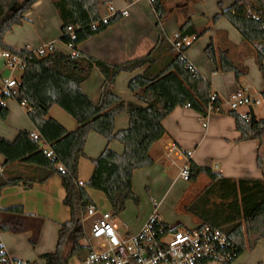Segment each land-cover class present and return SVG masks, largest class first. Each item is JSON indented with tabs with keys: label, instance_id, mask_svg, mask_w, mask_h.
Listing matches in <instances>:
<instances>
[{
	"label": "trees",
	"instance_id": "obj_1",
	"mask_svg": "<svg viewBox=\"0 0 264 264\" xmlns=\"http://www.w3.org/2000/svg\"><path fill=\"white\" fill-rule=\"evenodd\" d=\"M39 1L0 0V49L21 57L24 66L18 89L3 95L2 99L6 102L12 98L26 106L27 115L37 130V135L27 130L19 131L12 142L0 136V156L4 158L0 198L9 187L32 188L54 176L61 178L66 192L63 204L69 209L70 219L60 227L56 251L41 257L44 264H72L74 259L87 253L81 243L85 237L81 218L90 206H95L88 190L105 195L115 218L125 212L128 203L139 205L140 199L133 190L134 173L155 165L150 150L166 135L163 122L175 109H192L204 120L210 114L229 116L235 121L241 142L258 141L259 150L262 147L264 119L252 125L250 117L244 118L233 109L226 111L211 84L185 58L190 46L185 41L201 38L210 31L209 28L199 32L189 19L180 26L178 37L171 42L163 27L167 19L164 4L162 0H150L157 15V45L144 57L111 65L77 49L83 42L118 24L124 15L117 13L105 20L99 11V0H53L62 20L61 41L77 53L65 55L57 50L36 53L29 49L16 51L7 46L5 36L23 23L25 14ZM222 19L240 33L245 43L253 46L256 62L264 72V0H234L228 8L220 3L219 13L211 23L216 24ZM205 55L217 73H234L237 79L248 74L247 67L218 51L213 42L205 49ZM93 69H98L104 78L97 104L82 89ZM139 70L144 72L128 85L137 102L125 103L115 93L117 78L123 73ZM54 106L76 120V131L69 132L48 118ZM124 112L128 114L129 127L117 132L115 120ZM9 113L2 105L0 119L6 121ZM91 133L99 134L108 143L120 142L124 153L120 155L106 147L92 160V177L82 184L79 163L86 157L85 147ZM257 163L263 172L262 179L233 180L188 161V181L196 184L204 175L210 183L186 205L185 210L198 224L224 228L235 250L228 264H235L245 252L254 251L264 239V158L260 153ZM0 212L24 213L21 206L0 209ZM160 225L167 231L184 228L180 224L170 226L161 222ZM155 227L159 225L155 224Z\"/></svg>",
	"mask_w": 264,
	"mask_h": 264
},
{
	"label": "crops",
	"instance_id": "obj_2",
	"mask_svg": "<svg viewBox=\"0 0 264 264\" xmlns=\"http://www.w3.org/2000/svg\"><path fill=\"white\" fill-rule=\"evenodd\" d=\"M202 1L162 0L167 11L164 30L173 42L179 35L180 26L189 19H192L199 32L209 28L210 31L201 38L195 40L192 37L185 41L190 45L185 58L211 84L213 92L222 99L226 111L232 110L228 103L236 95L250 98L251 103L237 104L234 110L244 118L251 117L252 102L256 105L261 104L259 100H251L252 81H248L254 78L255 83H258L261 71L256 62L255 50L253 46L244 42L241 35L239 37L235 34L231 29L234 27L227 20L211 23L213 17L219 13L220 3L228 8L234 0H210L209 14L202 11ZM99 2V11L105 20L113 18L117 13H122L124 18L102 34L80 44L78 52L111 65H118L144 57L155 48L159 34L157 15L150 0H99ZM61 37L62 20L53 0H40L25 14L23 23L15 26L5 36V44L16 51L29 49L43 53L47 50H57L65 55H75L77 52L63 43ZM211 42L218 51L229 56L235 63L247 67L248 74L237 79L234 73L215 72V66L205 55V49ZM143 72L144 70L132 74L123 73L117 78L115 93L125 103L137 102L128 85L134 77ZM8 73L13 76L15 71L12 72L6 61L0 57V77ZM103 82L104 78L100 71L93 69L90 77L82 84L83 91L95 104L100 101ZM262 94L264 95V92ZM5 103L10 111L7 121L12 129L0 123V136L7 137V140L12 142L19 131L27 130L37 135V130L27 115L26 106L20 105L12 98ZM48 118L57 121L69 132H74L78 128L76 120L58 106L51 108ZM163 126L166 135L150 150L155 165L134 173L133 190L139 199L147 200L150 205L141 211L142 218L137 225L138 228L133 230L139 231L147 224L154 213L155 204H158L159 209L174 183L177 184L182 179L179 176L180 171L190 160L228 179L263 178L257 160L259 153L264 158V141L260 150L258 141L241 142V134L237 131L233 118L210 114L208 119L204 120L192 109L179 107L164 120ZM128 127L127 112L118 115L115 120L116 131ZM106 147L117 154L124 153V146L120 142L108 143L97 133L89 135L85 147L86 157L79 163L80 183L85 184L90 180L94 171L92 160L98 158ZM174 147L176 150H172ZM3 164L4 158L0 156V166ZM202 177L206 176L202 175L199 180ZM95 191L88 190V193L99 209L96 200L98 195ZM65 197L66 192L59 176H54L46 183L36 184L32 188L16 186L4 189L0 198V209L21 206L24 213L19 215L0 212L1 253L17 261L43 263L41 257L56 251L60 227L70 219L69 209L63 204ZM105 200L107 202L106 197ZM107 204L111 209L108 202ZM158 219L167 224L159 216ZM123 227L128 228L126 224ZM235 264H264V239L254 251H247L239 257Z\"/></svg>",
	"mask_w": 264,
	"mask_h": 264
},
{
	"label": "built area",
	"instance_id": "obj_3",
	"mask_svg": "<svg viewBox=\"0 0 264 264\" xmlns=\"http://www.w3.org/2000/svg\"><path fill=\"white\" fill-rule=\"evenodd\" d=\"M72 31V28H69ZM0 57L14 72L22 69L23 59L0 49ZM19 82L10 76L8 79L0 77V108L4 105L3 95L18 89ZM250 98L236 95L229 101L234 110L237 104L248 105ZM259 103V102H257ZM172 150H176L174 147ZM171 150V151H172ZM49 155L53 153L46 151ZM0 172H3L0 166ZM180 178L188 180L189 165L183 167ZM158 204L154 213L135 235L122 232L117 224V218L110 213L90 206L82 214V224L85 237L82 245L87 253L72 264H228L234 253V246L224 228H212L197 224L195 228H179L167 231L158 219ZM87 224L88 227L87 228ZM158 224L159 227H155ZM0 264H44L17 261L0 255Z\"/></svg>",
	"mask_w": 264,
	"mask_h": 264
},
{
	"label": "rangeland",
	"instance_id": "obj_4",
	"mask_svg": "<svg viewBox=\"0 0 264 264\" xmlns=\"http://www.w3.org/2000/svg\"><path fill=\"white\" fill-rule=\"evenodd\" d=\"M201 9L206 14H209L211 10L210 0H203L201 4ZM199 17L201 18L202 16ZM225 23H227L228 26L232 27L228 22ZM231 29H233L235 34L240 37V34L236 29L234 28ZM22 73H23L22 69L20 68L16 69L15 73L13 74V78L19 82ZM9 77H10V73L3 76L4 79H8ZM247 78L248 76L246 77V79ZM254 80H255L254 78H252V80L251 78L250 80H248V81H252L251 100H259L261 104L256 105L252 102L251 107L257 119L260 120L264 118V95L262 94V92H264V72L261 71L259 72L258 83H255ZM5 104L6 103L4 102V105ZM242 109L245 108L242 107ZM0 123L4 125V127L10 130L12 129L10 123L7 120L2 121L0 119ZM4 138L7 139V137ZM175 183L171 187L169 191V195L165 197L162 204L160 205L157 214L162 221L166 222L167 224H171L170 226L180 224L186 228H195L199 222L193 216H191L189 213L186 212L185 207L186 205L189 204V202L193 198H195L199 193H201L206 188V186L210 183V181L208 178L202 177L196 184H193L187 180H182V179L179 180L177 184ZM95 193H97L98 195L96 200L98 202L97 205L99 206V209L102 212L110 213L111 209L108 208L109 206L105 200L104 194L99 191H95ZM149 205L150 203L147 200H141V199L139 205H135L132 202L129 205H127L125 212L121 214L117 220V224L119 225L122 232H130L132 235L139 233L141 230L135 231L133 229L138 228L137 225L139 224V221L142 218L141 211L144 210V208L147 209ZM124 224L127 225L128 227L127 229L123 227ZM121 227H123V229ZM87 228H89L88 224H87ZM76 260L78 259H74V261Z\"/></svg>",
	"mask_w": 264,
	"mask_h": 264
},
{
	"label": "water",
	"instance_id": "obj_5",
	"mask_svg": "<svg viewBox=\"0 0 264 264\" xmlns=\"http://www.w3.org/2000/svg\"><path fill=\"white\" fill-rule=\"evenodd\" d=\"M11 10H14V8H12ZM250 113H251L250 120H251L252 125H254L257 122V119H256L254 111L252 109L250 110Z\"/></svg>",
	"mask_w": 264,
	"mask_h": 264
}]
</instances>
